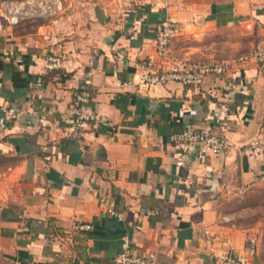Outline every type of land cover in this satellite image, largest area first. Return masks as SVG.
Instances as JSON below:
<instances>
[{
	"label": "crops",
	"instance_id": "0c3cea01",
	"mask_svg": "<svg viewBox=\"0 0 264 264\" xmlns=\"http://www.w3.org/2000/svg\"><path fill=\"white\" fill-rule=\"evenodd\" d=\"M67 9L35 25L0 21V264H116L126 235L154 264H224L230 251L264 264V62L252 57L264 0ZM166 20L212 49L172 56L225 62V73L198 88L140 89L139 64ZM49 57L61 67L48 69ZM83 86L93 119L74 133L72 94ZM187 125L227 149L180 155L170 137Z\"/></svg>",
	"mask_w": 264,
	"mask_h": 264
},
{
	"label": "built area",
	"instance_id": "2783aa9c",
	"mask_svg": "<svg viewBox=\"0 0 264 264\" xmlns=\"http://www.w3.org/2000/svg\"><path fill=\"white\" fill-rule=\"evenodd\" d=\"M12 23L16 24L15 21ZM181 25L175 20L162 22L156 32L155 51L147 56L139 64V86L140 89L149 90L154 86L165 85L171 82L179 83L189 87H201L208 76L219 77L225 73L228 64L225 62H196L188 58L174 57L171 53V42L179 35ZM252 57L258 62H264V45L255 47ZM62 60L57 57H49L47 68L56 69L61 67ZM93 90L83 86L72 94L73 132H82L84 127L93 119L89 111L92 102ZM12 117H20L16 109L10 110ZM55 131L60 132L62 128L55 126ZM174 151L185 156L199 149L202 154L211 153L219 155L225 152L228 146L227 139L215 134L212 130L200 128L195 125H187L180 133L170 137ZM82 230H89L91 226H81ZM224 264H240L233 255L227 252L221 257ZM155 255L145 256L140 252L133 253L132 241L126 235L122 238V252L116 260V264H154Z\"/></svg>",
	"mask_w": 264,
	"mask_h": 264
},
{
	"label": "rangeland",
	"instance_id": "374dc122",
	"mask_svg": "<svg viewBox=\"0 0 264 264\" xmlns=\"http://www.w3.org/2000/svg\"><path fill=\"white\" fill-rule=\"evenodd\" d=\"M92 2L95 0H0V21L12 22L16 24L35 25L42 21L55 19L58 14L67 12V8H81L83 3ZM182 29V27H181ZM206 54L212 49L208 48V43L205 40L198 39L194 33L187 35H177L171 42V52L176 55H184L188 52H198L202 50ZM208 56V55H206ZM205 55L204 60H209ZM260 248L264 254V237L257 239Z\"/></svg>",
	"mask_w": 264,
	"mask_h": 264
}]
</instances>
